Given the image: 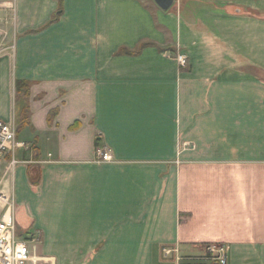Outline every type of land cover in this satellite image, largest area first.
<instances>
[{
    "label": "crops",
    "instance_id": "0c3cea01",
    "mask_svg": "<svg viewBox=\"0 0 264 264\" xmlns=\"http://www.w3.org/2000/svg\"><path fill=\"white\" fill-rule=\"evenodd\" d=\"M12 117L33 264H264V0H0Z\"/></svg>",
    "mask_w": 264,
    "mask_h": 264
},
{
    "label": "built area",
    "instance_id": "2783aa9c",
    "mask_svg": "<svg viewBox=\"0 0 264 264\" xmlns=\"http://www.w3.org/2000/svg\"><path fill=\"white\" fill-rule=\"evenodd\" d=\"M177 62L186 65V55L177 54ZM24 144L17 140V124L12 117L9 121L0 119V264H33L29 243L18 234L17 223L13 216L15 208L12 195L3 190V183L12 173L18 160L15 151ZM99 162L111 161L108 151H100ZM170 251L163 249L164 255ZM186 260H202L204 263L227 264V249L223 244L210 243L199 257H182Z\"/></svg>",
    "mask_w": 264,
    "mask_h": 264
},
{
    "label": "trees",
    "instance_id": "16d2710c",
    "mask_svg": "<svg viewBox=\"0 0 264 264\" xmlns=\"http://www.w3.org/2000/svg\"><path fill=\"white\" fill-rule=\"evenodd\" d=\"M61 10V8H60ZM60 12V11H59ZM119 53L121 52H125L128 54H134L135 52H131L128 49L125 48H121L119 51ZM29 88H28V84L27 82H25L24 80H17L15 82V91H16V98L19 101V116H20V120L23 121L24 119H26L27 114L29 112L28 109V95H29ZM76 124H74L72 126L75 127Z\"/></svg>",
    "mask_w": 264,
    "mask_h": 264
},
{
    "label": "water",
    "instance_id": "95a60500",
    "mask_svg": "<svg viewBox=\"0 0 264 264\" xmlns=\"http://www.w3.org/2000/svg\"><path fill=\"white\" fill-rule=\"evenodd\" d=\"M174 0H154V2L163 10H168Z\"/></svg>",
    "mask_w": 264,
    "mask_h": 264
},
{
    "label": "rangeland",
    "instance_id": "374dc122",
    "mask_svg": "<svg viewBox=\"0 0 264 264\" xmlns=\"http://www.w3.org/2000/svg\"><path fill=\"white\" fill-rule=\"evenodd\" d=\"M182 66V65H181ZM185 66V65H184ZM215 244H217V243H215ZM207 245V244H206ZM206 245H204L203 246V249H202V253L200 254V255H198V256H194V257H199V256H202L203 255V253L205 252V247H206ZM188 261H193V262H201V263H203V262H205V261H202V260H188Z\"/></svg>",
    "mask_w": 264,
    "mask_h": 264
}]
</instances>
